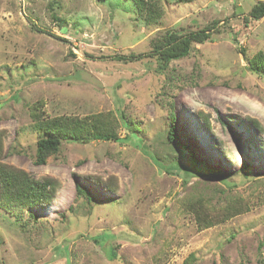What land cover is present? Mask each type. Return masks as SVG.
I'll list each match as a JSON object with an SVG mask.
<instances>
[{"label":"rangeland","instance_id":"obj_1","mask_svg":"<svg viewBox=\"0 0 264 264\" xmlns=\"http://www.w3.org/2000/svg\"><path fill=\"white\" fill-rule=\"evenodd\" d=\"M260 1L162 0L160 24L147 26L129 0H0L2 162L59 183L54 201L22 221L0 212V264H183L192 253L200 264H264V76L247 68L264 54V17L243 23ZM215 21L208 41L158 72L156 38ZM171 103L183 144L222 180L160 171L147 155L193 167L190 152L173 153L166 140ZM34 112L110 114L122 138L123 116L146 143L67 140L36 165ZM76 184L90 205L75 202ZM201 197L216 210L243 198L250 211L200 228L182 203Z\"/></svg>","mask_w":264,"mask_h":264},{"label":"trees","instance_id":"obj_2","mask_svg":"<svg viewBox=\"0 0 264 264\" xmlns=\"http://www.w3.org/2000/svg\"><path fill=\"white\" fill-rule=\"evenodd\" d=\"M103 1V0H101ZM136 6V13L142 18L147 26H156L160 24L163 16L161 2L162 0H129ZM264 17V1L257 2L249 14L243 18V23L248 25L251 21H259ZM218 21L212 25L206 26L201 30L191 31L189 33H181L176 29L166 30L159 38L153 41L152 55L158 63V72L165 73L170 64L189 57L196 45L203 44L208 41L213 31L217 29ZM245 55V52L242 50ZM114 60L126 62L138 59L137 56H114ZM248 70L253 74L264 76V54L260 53L253 59L248 60ZM170 124L166 133V140L170 145L171 151L174 153L181 150H188L193 160L192 169H188L182 163L172 160L165 162L156 154L149 153L147 155L153 159V162L160 171L171 172L173 168H181L187 177H207L222 180L224 175L217 173L211 169L207 170L199 168L200 163L193 156L192 151L187 148L177 134V118L174 114V105L170 104ZM36 129L41 133V137L36 143V152L34 161L36 165L47 164L52 157H57L61 152L64 141H73L80 144H88L92 141L114 142L118 144L127 143L130 138L138 139L145 144V139H140L137 134L140 131L132 121L121 116V124L127 131L125 137L118 134L119 125L115 118L110 114H97L85 116L83 118H49L36 112L32 114ZM205 125L208 130L210 124L208 116L202 114ZM254 127L261 129L260 123L255 119H250ZM134 125V126H133ZM3 157V138L0 133V212L10 214L13 217L23 220L24 213L30 208H40L54 201L59 183L56 179L45 177L36 179L29 172L7 165L2 162ZM187 182V180L185 181ZM108 186V185H107ZM109 187V186H108ZM114 189L113 187H109ZM82 200L90 205L94 200L89 191L84 189L80 184H76L75 202ZM205 198H191L182 203L183 212L191 215L200 228H211L217 224L226 221L232 217L244 214L250 211V204L243 198L232 199L223 207L216 210L214 204ZM74 210L73 206L69 208ZM36 220V219H35ZM67 252V246L63 248ZM116 258V257H112ZM183 264H200L195 254H190Z\"/></svg>","mask_w":264,"mask_h":264}]
</instances>
